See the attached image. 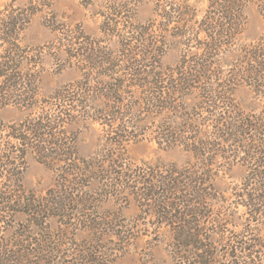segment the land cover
<instances>
[{
  "label": "trees",
  "instance_id": "trees-1",
  "mask_svg": "<svg viewBox=\"0 0 264 264\" xmlns=\"http://www.w3.org/2000/svg\"><path fill=\"white\" fill-rule=\"evenodd\" d=\"M53 1L10 0L0 11V111L36 108L20 36L30 16ZM249 5L263 29L244 44ZM154 12L158 31L177 32L183 42L174 67L162 66L164 52L151 47L153 24L104 17L100 33L117 38L120 50L113 53L77 29L66 36V55L77 64L78 82L54 92L41 119L0 121V234L7 215L27 218L9 249L0 244V264H114L140 235L152 244L167 239L172 264H264V0H207L197 31L187 20L173 21L188 15L166 0ZM239 91L247 94L245 105L236 100ZM75 120L100 127L103 146L91 157H78L64 134ZM148 137L185 162L135 166L126 148ZM28 150L54 174L37 199L22 195ZM235 167L243 177L220 191V173ZM106 201L134 205L136 221L151 218L159 227L151 237L118 225V211L110 219L94 215ZM69 237L80 241L63 257Z\"/></svg>",
  "mask_w": 264,
  "mask_h": 264
},
{
  "label": "rangeland",
  "instance_id": "rangeland-1",
  "mask_svg": "<svg viewBox=\"0 0 264 264\" xmlns=\"http://www.w3.org/2000/svg\"><path fill=\"white\" fill-rule=\"evenodd\" d=\"M10 0H0V11L2 7ZM164 0H54L48 7H41L38 12L30 16L24 32L20 36V46L23 60V73L27 75L29 81L28 89L33 91L36 108L32 114L31 110H21L15 106L5 108L0 111V121L5 124L19 123L26 120L28 116L33 118H42L49 111L50 97L59 89L78 82L80 71L77 64L67 60V42L66 36H73L72 33H82L88 37L98 39L101 47L111 52L117 53L121 44L117 38H111L100 33L102 22L116 18L117 22L124 20L133 23V25L153 24V27L159 25V18L154 12L156 4ZM168 3L175 5L182 10L188 17L176 16L173 21L184 23L186 20L189 27L197 31V24L205 14L207 0H166ZM47 4V2L45 3ZM115 9V12H114ZM121 10L123 15H118L117 11ZM120 11V12H121ZM190 11V12H189ZM118 15V16H116ZM190 17V18H189ZM120 18H122L120 20ZM132 19V20H131ZM245 28L242 35L243 43L248 44L255 41L263 29V21L257 8L249 5L244 10ZM108 20V21H109ZM182 21V22H181ZM190 21V22H189ZM110 22V21H109ZM129 26V24L127 25ZM152 35L153 50L164 52L161 64L164 67H174L179 59L184 45L177 37L178 33L174 31L159 32L156 28ZM189 30H192L191 28ZM202 35H199V39ZM77 48V46H76ZM140 49V45H136ZM2 53L0 51V58ZM2 80L0 79V85ZM24 94H27L24 92ZM247 94L243 91L236 93V100L241 105H245ZM54 104V103H52ZM63 121V120H61ZM64 134L72 139L74 149L80 158H88L102 149L103 139L100 127L97 125H88L84 120L67 122L64 126ZM127 155L135 166L142 164L175 163L181 165L186 158L178 151H161L157 145L148 138L129 144L126 148ZM244 171L240 167H235L226 173H220L217 186L220 191L239 183L243 177ZM23 197L34 195V198H40L50 189L54 183V174L40 163L37 156L30 150L26 151L23 163V171L20 176ZM98 199V198H97ZM101 201L100 199L98 200ZM99 209L94 210L93 214L97 217L107 216L109 219L113 216L112 211H118L121 219L118 225L132 226L147 230L141 232L148 233L151 237L154 231L159 227V223L153 219L145 221H136L138 210L134 205H122L111 201L102 202L98 205ZM110 207V208H109ZM96 209V208H95ZM10 216V217H9ZM8 219V220H7ZM4 220V230L0 234V244L10 248L13 243V232L22 223L27 220L22 213L7 215ZM57 228L55 223L52 229ZM70 234H78L71 231ZM139 240L135 241L130 250L125 255H119L114 264H143L145 262L157 264H172L167 250V239H162L160 243H149L145 236H138ZM63 248L62 256L69 257L74 248V244L80 240L69 237ZM80 239V238H78ZM72 244V245H71ZM79 244V243H77ZM107 248V247H105ZM65 250V251H64Z\"/></svg>",
  "mask_w": 264,
  "mask_h": 264
}]
</instances>
